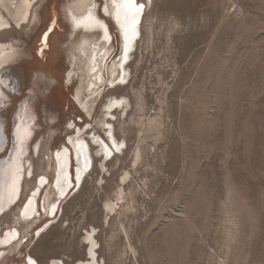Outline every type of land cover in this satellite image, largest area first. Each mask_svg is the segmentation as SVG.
<instances>
[{
    "label": "rangeland",
    "instance_id": "374dc122",
    "mask_svg": "<svg viewBox=\"0 0 264 264\" xmlns=\"http://www.w3.org/2000/svg\"><path fill=\"white\" fill-rule=\"evenodd\" d=\"M73 1L30 0L21 28L1 7L12 28L0 43L17 54L0 71V264L87 260L88 232L97 264H264V0H137L144 8L127 81L101 93L91 119L72 101L79 81L63 7ZM96 5L114 58L118 30L104 0ZM113 97L125 103L108 119L121 152L102 171L90 143L88 175L45 216V189L56 199L45 184L51 152L87 123L103 135L97 122ZM40 174L39 220L8 253V230L23 234L16 214Z\"/></svg>",
    "mask_w": 264,
    "mask_h": 264
},
{
    "label": "bare ground",
    "instance_id": "6f19581e",
    "mask_svg": "<svg viewBox=\"0 0 264 264\" xmlns=\"http://www.w3.org/2000/svg\"><path fill=\"white\" fill-rule=\"evenodd\" d=\"M149 2L150 0H147V3ZM30 5V0H0V32L12 28L10 19L19 28L25 22H28L31 14ZM1 7L5 9L10 19L3 15ZM96 7V0H75L66 3L65 7H63L65 17L72 28L69 59L72 66L73 64L76 66L79 79V84L72 94V99L88 119H91L93 116L92 113L94 112L96 102L106 88L114 89L126 83L128 73L126 66L129 56H131L129 52L132 50L139 32V20L142 13L140 11L130 10L126 14L124 10H120L117 18V9L113 6L112 0H104L102 11L105 14L107 13L106 15L116 26L120 39V52L116 57L111 58V50L113 48L111 34L107 22L98 16ZM45 34L42 36V44H45ZM16 54L14 44L9 42L0 43V71L7 62L16 57ZM70 72L72 73L70 70L66 74L67 79H69ZM123 103L122 99L119 100L113 97L108 99L103 105V118L97 122L103 135L94 132L92 124L87 123L84 124V128L76 127L75 134L67 137L68 144L64 143L55 153L51 152L49 159L54 162L53 182L49 184L45 174H40L39 179L37 181L35 180L33 188L25 198V203H22L16 214L15 220L21 221L26 226L25 230L23 229V234L19 233L18 226L15 225L11 226L8 230L5 239L7 244H9L8 253L17 250L22 245V238L32 229V225L38 222L39 215L36 213L34 206L37 193L46 181L45 184L49 185V189L52 187L53 189L51 190L56 193L55 200H51L47 189L43 193V214L50 216L55 212V209L56 213L59 211L60 204L57 205L56 201L60 200L64 194L67 196L71 189H77L86 175H88V171L92 168L90 143L99 148L95 151V154L100 155L103 159L99 164L102 171L105 167L104 162L114 154V151L121 152L123 142L119 143L115 139L113 127L108 119L113 118V110L118 108L121 111L125 110L121 107ZM28 123L26 121L23 125ZM24 128L20 127L19 129L23 130ZM87 137L90 142L87 140ZM0 147L2 149L3 145ZM72 157L76 165L73 173L72 170L70 171ZM0 164L2 166L1 161ZM15 176L17 177V174ZM14 180L12 179L11 181ZM8 194L12 196L13 192L12 194L11 192ZM9 199L10 197L7 198V200ZM111 205L113 204H108L107 208L110 209ZM50 222L46 221L34 233L36 238L49 228ZM93 234V232H88L86 235V245H88L86 250L87 260H79L75 264L98 263L95 260L97 243L94 240ZM16 239H19V241H15ZM22 264H37V262L31 256L26 255ZM51 264L64 263L55 259L51 261Z\"/></svg>",
    "mask_w": 264,
    "mask_h": 264
},
{
    "label": "snow or ice",
    "instance_id": "6c2138e0",
    "mask_svg": "<svg viewBox=\"0 0 264 264\" xmlns=\"http://www.w3.org/2000/svg\"><path fill=\"white\" fill-rule=\"evenodd\" d=\"M112 3L113 6L117 9V18L120 10H124L127 14V12L130 10L142 12L144 8V4L138 3L137 0H112Z\"/></svg>",
    "mask_w": 264,
    "mask_h": 264
},
{
    "label": "flooded vegetation",
    "instance_id": "af4514ba",
    "mask_svg": "<svg viewBox=\"0 0 264 264\" xmlns=\"http://www.w3.org/2000/svg\"><path fill=\"white\" fill-rule=\"evenodd\" d=\"M65 77V83H66V76H64ZM78 81H79V79H78V77L76 78ZM71 83V82H70ZM67 84V83H66ZM68 85V84H67ZM78 86V85H77ZM108 88H106L104 91H106ZM74 91H75V89H74ZM104 91H103V93H104ZM74 93V92H73ZM72 93V94H73ZM72 101H73V103H74V105L79 109V111H81L80 110V108L77 106V104L75 103V101L72 99ZM82 112V111H81ZM83 113V112H82Z\"/></svg>",
    "mask_w": 264,
    "mask_h": 264
}]
</instances>
